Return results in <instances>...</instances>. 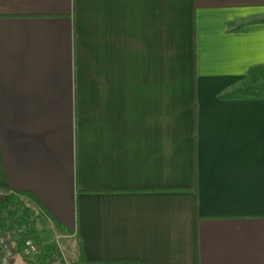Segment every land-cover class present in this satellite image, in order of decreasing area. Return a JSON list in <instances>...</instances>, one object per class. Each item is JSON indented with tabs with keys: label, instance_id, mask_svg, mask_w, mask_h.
<instances>
[{
	"label": "crops",
	"instance_id": "crops-1",
	"mask_svg": "<svg viewBox=\"0 0 264 264\" xmlns=\"http://www.w3.org/2000/svg\"><path fill=\"white\" fill-rule=\"evenodd\" d=\"M258 65L264 0H0V187L93 264H264Z\"/></svg>",
	"mask_w": 264,
	"mask_h": 264
},
{
	"label": "trees",
	"instance_id": "trees-1",
	"mask_svg": "<svg viewBox=\"0 0 264 264\" xmlns=\"http://www.w3.org/2000/svg\"><path fill=\"white\" fill-rule=\"evenodd\" d=\"M222 97L230 99L264 98V65L250 68L246 80L222 95ZM41 216H44L42 206L33 194L23 190L0 187V229L8 233L10 230L17 232V237L8 235L16 248V257L20 264L21 262L23 264H57L56 260L53 259V254H50L51 250L54 249L52 246H45L44 249L41 246L40 254L33 257L23 258L20 255L25 238H32L38 243L34 234V223ZM78 245L77 260L71 262V264H93L85 260L80 244ZM47 255H50V257Z\"/></svg>",
	"mask_w": 264,
	"mask_h": 264
},
{
	"label": "rangeland",
	"instance_id": "rangeland-1",
	"mask_svg": "<svg viewBox=\"0 0 264 264\" xmlns=\"http://www.w3.org/2000/svg\"><path fill=\"white\" fill-rule=\"evenodd\" d=\"M34 234L43 249L45 246L54 248L50 254L57 255V264H71L73 258L78 254L79 243L77 240L64 237L58 227L51 225L44 216L37 218L35 221ZM62 256H64V260Z\"/></svg>",
	"mask_w": 264,
	"mask_h": 264
},
{
	"label": "built area",
	"instance_id": "built-area-1",
	"mask_svg": "<svg viewBox=\"0 0 264 264\" xmlns=\"http://www.w3.org/2000/svg\"><path fill=\"white\" fill-rule=\"evenodd\" d=\"M17 237V232L15 230H10V232H5L0 229V264H15L16 258V248L12 241L9 239V235ZM41 246L35 242L32 238H25L23 241V246L21 250V257L29 258L40 254ZM57 255H53V259L57 260ZM64 260V256H62Z\"/></svg>",
	"mask_w": 264,
	"mask_h": 264
}]
</instances>
